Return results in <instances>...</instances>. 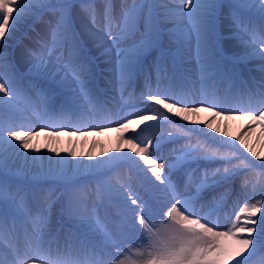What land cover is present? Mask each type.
<instances>
[{
    "label": "snow or ice",
    "instance_id": "1",
    "mask_svg": "<svg viewBox=\"0 0 264 264\" xmlns=\"http://www.w3.org/2000/svg\"><path fill=\"white\" fill-rule=\"evenodd\" d=\"M28 19L45 30L33 27L17 53L10 42ZM256 59L249 86L242 70ZM105 71L122 90L143 77L147 93L114 104L100 88ZM238 117L244 130L232 138ZM111 124L114 151L59 146L69 128L86 140ZM257 128L264 137V0H120L118 12L114 0H0V264H264ZM42 149L54 155L45 161ZM21 159L54 187L18 184ZM202 162L219 166L201 172Z\"/></svg>",
    "mask_w": 264,
    "mask_h": 264
},
{
    "label": "bare ground",
    "instance_id": "2",
    "mask_svg": "<svg viewBox=\"0 0 264 264\" xmlns=\"http://www.w3.org/2000/svg\"><path fill=\"white\" fill-rule=\"evenodd\" d=\"M119 4H120V0L118 1V6H116L117 12L119 11ZM230 11H231V9H227L226 8L224 10L225 16H227ZM47 19H48V17L45 16V20H47ZM77 22L78 23H87L86 18L83 16L82 13H79V10H78V14H77ZM225 23H227V21H225ZM33 27H35L37 31L43 32L45 30V25L40 24V23H34L33 19H28V20L24 21L20 25L19 31L16 33L15 40L10 42L11 47L16 48L17 53H19V50H20L19 48L16 47L17 41L21 37L33 36L34 35V33L32 32V28ZM24 43H29L27 38L24 39ZM236 43L237 42H233V45H235ZM252 62H253L252 65H249V63H248L242 70V74L244 76V79L246 81H248L249 86L252 85V79H251L252 77H255L258 80L260 78V75H261V73L259 72L260 63H259L258 59L254 60ZM103 67H104V65L101 64V68H103ZM250 68L251 69H255V71H248V69H250ZM97 71L99 72L100 69H97ZM154 80H155V73L153 72L152 81H151V86L153 88L156 87V81H154ZM99 84H100L101 89H105L107 91V95L109 97H114V100H113L114 104L119 102V101H121V95H123L124 99L126 100L129 97L130 93H134V95H137V94L141 93L142 91L145 92V94L147 93V88L145 86V80H144L143 77H141L139 79V81L134 82L130 86L132 88V91H130V93H126V92H124L126 90H122L121 85H120V83L118 81V78H117V76L114 73H110V72L105 71L104 74L99 77ZM141 107H143V105H141ZM202 115H208V114L207 113H203ZM32 121L34 123L36 122V120L33 117H32ZM181 123H184V122L181 121ZM243 123H244V121L241 118H239V117L236 120L230 122L228 131L232 134V138H234L239 132L244 130L241 127V125ZM149 124H156V121H152ZM164 126L170 127L168 125H164ZM111 127H112V124L111 125H105L106 130L103 131L102 133H100L98 129L95 132L90 131L86 140H85L84 137H80V138L69 137V135L67 133L69 131H74V129L69 128L65 132L62 133L61 142H60L59 146L62 149H66V148H69V147H74L75 150L78 151V152H88L90 148H92L94 153H99L101 151H107L109 149L114 151L116 146H117V143H118V137L114 133H111L110 130H108ZM159 128H162V127L149 128L147 131H144L142 133V136L146 137L151 131H156V133L154 135L159 134L160 132L157 131ZM17 130H19V129H17ZM53 130H55V129H53ZM82 130H86V129H82ZM135 131L137 133H140L139 128H137ZM218 135H220V134H218ZM124 136H125L126 139L127 138H131L132 132L131 131L126 132V133H124ZM193 139L195 141L196 137H194ZM70 141H71V143H70ZM40 142L41 143L44 142L43 133L41 134ZM93 142H95V147L94 148H93ZM250 143L253 144V146L261 154V156H264V137L260 136L259 128H257L256 132L252 135ZM171 147H172V145H170V144H163L162 145V151H163V154L165 156H167V154H169V149ZM41 151H42V153H44L45 161H46V158H47L48 155H54V154H52L50 152H47V150H44V149H42ZM108 154H111V152H109ZM61 155H66V153L62 152ZM158 155H159V153H158ZM248 155H250V154H248ZM252 159L259 161L256 157H252ZM193 165L197 167V165H195V164H193ZM208 166L209 165L201 163V165H200L201 172L203 171V169L205 167H208ZM210 166H212V168H215V167H218L219 165L211 164ZM11 170H12V172L14 174H16V176L17 175H23L24 177H27L28 175H38L40 177L43 176L41 171L38 168H34L33 167V168L25 170L24 161L22 159L17 161V162H15L12 165V169ZM120 171L124 175H132L133 179H134V181L136 183L142 184L144 187H149V185L147 184V181L143 177L137 176L135 173L133 174V172L130 171L127 166H123L120 169ZM240 181H241V178L238 177L236 179V181H235L236 188H239ZM229 205H231V204H229ZM228 209H230V208H227L226 211ZM53 215H54V217L60 215V210H59V206L58 205L53 207ZM55 221L53 222V224L56 223ZM73 231H75V230H73ZM38 263L40 264V262H38Z\"/></svg>",
    "mask_w": 264,
    "mask_h": 264
},
{
    "label": "rangeland",
    "instance_id": "3",
    "mask_svg": "<svg viewBox=\"0 0 264 264\" xmlns=\"http://www.w3.org/2000/svg\"><path fill=\"white\" fill-rule=\"evenodd\" d=\"M118 1L119 0H114V3L116 4V6H118ZM230 0H225V2L226 3H228ZM253 64V62H251V63H249V65H252ZM169 67H171V65L169 66ZM154 81H156V79L154 80ZM227 87H228V85L227 84H223V85H221V92H220V94L221 95H224V91L227 89ZM130 91H132V88L131 87H128L127 89H126V91H124V92H126V93H130ZM140 94L141 93H139V94H137V95H134L133 97H132V99H137L139 96H140ZM129 98V97H128ZM127 98V99H128ZM126 99V100H127ZM120 102V101H119ZM35 120H36V117H33ZM129 118H132V117H129ZM149 123V122H148ZM116 125L115 124H112V127L110 128V129H108V130H110V132L111 133H114L117 137H119L120 136V133H118L117 132V127H115ZM144 127V125H141L140 126V128H143ZM192 127H204V126H202V125H193ZM140 128H139V130H140ZM162 128H166V129H171L170 127H166V126H164V127H162ZM160 130V129H159ZM205 131H211V130H208V129H206L205 128ZM156 133V131H151L145 138H151L154 134ZM213 135H218V134H216V133H213ZM194 137H196V138H200V139H204V137L200 134V133H194V136H193V138ZM225 139H227V138H225ZM254 160V159H253ZM257 161V160H256ZM203 163V162H202ZM257 163H259V161H257ZM204 164H206V163H204ZM206 165H208V164H206ZM208 167H210V168H212V166H208ZM196 168V166H194V165H192V169H195ZM135 172H133V174H134ZM22 176V177H21ZM29 176V180L27 179L26 180V178L23 176V175H17L16 176V180H17V183L18 184H20L21 186H23V184L24 183H27V182H31L32 184H34L37 188H41V189H47V188H51V187H54L53 185H51V184H49V183H46L45 181H46V178H45V180H43V181H39V179H38V175H28ZM31 178V179H30ZM239 178H241V179H243L244 177H243V175L241 176V177H239ZM38 184V185H37ZM92 187L93 188H95V184H93L92 185ZM223 189H220L219 191H222ZM257 198H259V197H257ZM229 204H231V200L229 201ZM227 209V208H226ZM226 209H225V211H226ZM59 210H60V208H59ZM230 209H228L227 211H229ZM237 211H238V208L236 209ZM61 219V217H60V215L59 216H56V217H54V215H53V222L55 221L56 223H57V221H59ZM55 223V224H56ZM54 224V225H55ZM258 259H259V257H256V258H254L253 259V262H250V264H255V262L256 261H258Z\"/></svg>",
    "mask_w": 264,
    "mask_h": 264
}]
</instances>
